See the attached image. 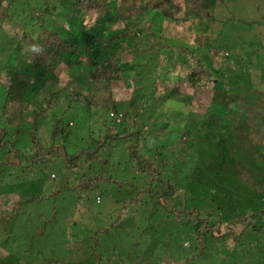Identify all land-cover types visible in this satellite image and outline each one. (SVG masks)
<instances>
[{
  "label": "trees",
  "instance_id": "1",
  "mask_svg": "<svg viewBox=\"0 0 264 264\" xmlns=\"http://www.w3.org/2000/svg\"><path fill=\"white\" fill-rule=\"evenodd\" d=\"M217 2L0 0V84L6 91L0 106V175L8 169L30 172L44 160L68 164L63 185L50 195L30 199L16 195L10 201L9 209H0V225L5 232L16 214L22 212L28 203L63 192L69 188L73 178L76 185L70 188L86 200L106 185L104 188L111 196L119 198L124 210L128 205L144 207L139 200L144 196L148 209L152 203L154 209L161 207L173 221L191 223L200 256L216 252L215 246L208 247L205 239L208 236L222 242L232 238L235 244H241L250 236L264 240L262 208L252 206V202L242 195L234 210L228 204L230 195L227 190L224 187L222 190L225 192L217 190L220 189L217 179H208V174L187 173L189 145L194 144L200 152H206L219 144L228 146L229 157L242 160L235 165L238 185L248 188V193L255 192L258 190L256 185H261L250 169L245 168V161L260 155L264 148V91L239 89L237 73L228 76V67L235 71L238 68L234 60L236 52L223 55L220 69L208 68L200 59L191 66L188 84L194 90L199 91L204 80L212 82L214 88L203 97L205 100L201 105L200 99L196 100L199 112L195 119L185 120L181 141L170 150L173 158L165 153L168 146L159 145L157 136L163 128L158 125V118H152V110L147 108L152 98L158 97L154 93L145 98L139 95L145 94L143 92L149 84L146 79H150L153 89L157 87L151 80L155 77L156 67L162 65L161 55L173 51L165 39V30L185 31V26L190 27L193 22L196 47L225 48L227 43H219L212 33L211 36L209 34L216 22ZM155 13L161 16V25L149 20L139 26V21ZM60 17L64 18L63 24L57 23ZM151 67L153 71H150ZM157 70L161 75L159 66ZM132 73H135L132 87H127L124 76ZM159 90L169 91L167 94L171 96L185 93L178 87ZM60 93L72 103L83 104L88 111L112 116L109 117L112 121L104 125L103 131L97 137L89 136L86 144L79 146L74 154L68 151L73 133L70 124L64 122V113L55 120L51 117L54 116L51 112L55 97ZM167 105L170 107L172 104L168 102ZM48 126L50 139L48 144H44L39 133ZM22 135L26 140L29 138L30 146L21 144ZM113 151L122 152L126 158L125 170L120 169L122 164L118 162L117 166L109 165L108 155L110 157ZM82 160L87 161L86 168L78 165ZM89 164L91 171H86ZM130 169L135 175L144 176V185L127 176ZM123 188H128L134 195L125 198ZM242 199L247 202L243 203ZM210 203L221 205L219 209L214 208L216 212L230 211L225 221L212 224ZM230 203L234 205V202ZM56 218L54 213L35 235L29 233V237L44 235L48 223ZM238 225L242 228L239 234L224 231L229 226ZM92 232L84 228L79 241H68L67 257L58 263L68 264L69 256L74 255L75 243L84 240L96 244L92 249L99 258L96 235L103 230H96L91 237L82 239ZM12 257L10 259L16 264H23L21 259ZM194 257L183 260L171 258L161 264H190ZM47 263L56 264L54 260Z\"/></svg>",
  "mask_w": 264,
  "mask_h": 264
},
{
  "label": "rangeland",
  "instance_id": "2",
  "mask_svg": "<svg viewBox=\"0 0 264 264\" xmlns=\"http://www.w3.org/2000/svg\"><path fill=\"white\" fill-rule=\"evenodd\" d=\"M149 20H154L161 25V16L155 13L139 21V26L145 25ZM63 22V17L57 21L59 24ZM191 24L190 27L185 26V31L165 30L167 37L165 39L169 41L173 51L164 52L161 55L162 65H158L161 75H158L157 66L155 77L151 80L161 90L178 87V89L183 88L185 93L171 96L167 94L169 91H160L157 87L155 88L157 90L153 89L150 79H146L149 84L143 92L145 94H139L145 98L148 94L154 93V96L158 97L152 98L147 108L152 110V118L159 119L158 125L163 128V132L157 136L160 138L159 145L168 146L165 148V153L172 158L174 154L170 153L171 147L181 141L185 120L195 119V115L199 112V106L195 104L196 100L200 99V104L205 100L203 97L207 96V92L214 88L212 82L208 83L205 80L202 81L199 91L188 84L191 66L196 64L197 59L202 60L208 68L220 69L223 55L236 52L234 60L238 63V68L235 71L228 67V76H234L233 73H237L239 89L264 91V0H218L216 22L209 34L211 36L212 33V37L218 39L219 43H227L224 44L223 49L196 47L195 25L193 22ZM226 49L232 51H226ZM150 71H153L152 67ZM134 74L124 76L127 87H132ZM68 75L66 73V76ZM5 92L0 84V106L5 99ZM62 94L55 97L54 110L52 109L51 112L54 116L51 117L55 120L64 113L62 115L64 122L70 124L73 133L68 151L74 154L76 149L86 144L89 136L97 137L103 131L104 125L112 121L110 119L112 116L95 110L88 111L83 104L72 103ZM166 101L172 105L169 107ZM39 134L42 142L48 144L50 126L42 128ZM22 136L21 144L30 146L29 138L26 140V137ZM217 145L212 151L206 152H200L194 144L189 145L187 173H203L209 175L208 179H217L220 187L217 190L221 193L225 192L222 187L227 190L230 195L228 204L231 208L234 207V210L243 198L242 195L248 199L247 201L252 202L250 203L252 206L264 210V202L262 203L264 201V148L260 155L252 159L246 158L245 168L250 169L254 179L261 182L260 186L256 185L258 190L248 193V188L238 185L235 165L242 161L241 158L229 157L228 146ZM122 157V152L113 151L110 157L108 155L109 165L115 166L118 162L122 164L120 169L125 170L127 162L124 161L126 158ZM78 165L86 168L87 161H79ZM99 166L101 167V164ZM67 167L68 164L63 161L44 160L30 172L13 169L17 171L15 172L8 169L5 174L0 175V209H9L10 201L16 195L26 199L50 195L63 185ZM91 168L89 164L86 171H91ZM127 176H131L130 179L136 180L137 184L144 185V176L135 175L131 169ZM75 185L74 179L71 178L69 188L63 192L42 201L35 200L28 203L22 212L16 214L7 232L0 225V264H16V261L10 259L12 256L16 260L21 259L23 264H48L49 260H54L57 264L58 261H64L67 257V242L72 239L79 241L78 239L81 238L79 235L84 228L94 233L96 230H103L96 235L99 241L97 250L101 256L97 258L93 252L92 248L96 244L90 240H84L75 243L74 255L69 256L68 264H161L167 259L183 260L193 256L195 257L190 264H264V240L256 236L244 238L245 241L241 244H235L232 238L222 242L220 239L214 240L208 236L205 238L206 243L208 247L215 246L216 252H206L204 256H200L192 224L186 220L173 221L161 207L154 209L152 203L148 209L144 196L139 197L144 207H138L140 204L128 205L127 210H124V205L119 198L111 196L110 192L104 188L106 185H102L100 191L91 194L88 200L75 194L70 188ZM123 189L125 198L131 194L134 195V192L130 194L128 188ZM231 201L234 205L230 203ZM247 201L243 200V203ZM217 205L215 206L214 203L208 205L213 208L212 224L225 221L227 213L230 212H216L214 208L219 209L221 206ZM234 210L231 211L232 214ZM54 213L57 214V218L48 223L46 233L34 237L35 232L50 220ZM224 231L239 234L242 228L239 225L229 226ZM29 233L33 235L29 237ZM94 233H88L82 239L91 237Z\"/></svg>",
  "mask_w": 264,
  "mask_h": 264
}]
</instances>
